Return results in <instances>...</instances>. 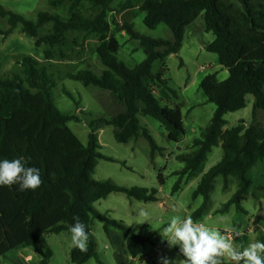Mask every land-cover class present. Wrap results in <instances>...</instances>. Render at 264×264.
I'll list each match as a JSON object with an SVG mask.
<instances>
[{
    "label": "trees",
    "instance_id": "obj_1",
    "mask_svg": "<svg viewBox=\"0 0 264 264\" xmlns=\"http://www.w3.org/2000/svg\"><path fill=\"white\" fill-rule=\"evenodd\" d=\"M116 1L70 0L66 18L38 10L35 20L0 6V16L9 25L5 36L21 27L25 35L36 39L37 47L54 48L70 33H81L82 45L90 37H97L96 54L105 68L102 74L85 69L69 72L66 78L109 93L123 107V111L112 117L88 121L89 133L84 144L69 126L72 122H82V117L75 112H63L56 106L52 94L56 82L47 67L26 56L20 62L19 73L0 77V160L22 159L26 167L38 168L44 181L35 191H20L19 185L0 186V260L14 250L46 243L48 234L70 232L77 216L85 224L89 240L86 252L75 247L71 251L74 264H85L93 258L99 260L92 235L94 219L104 223L108 237L112 229L125 237L127 253L132 259L144 260L149 238L109 219L94 205L115 192L139 201L155 202L158 201L157 191L96 180L94 174L99 160L115 161L100 152L99 134L105 127L112 126L118 143L144 138L150 146L152 162L164 149L142 125L141 116L157 121L166 130L169 140L175 143L182 140L186 135L183 108L177 103V91L165 79L166 62L171 55L179 54L187 28L200 16L204 18L205 31L213 36L204 48L216 55L220 66L228 72V78L220 81L214 73L200 82L207 101L216 108L201 137L193 140L190 152L177 156L184 167L175 173L179 179L172 193L181 189L185 177L191 180L202 174L193 198L202 197L203 203L190 216L198 222L209 208L219 177L223 178V190L229 188L231 178L235 179L237 191L217 213H226L235 207L246 214L242 204L253 189L264 193V183L254 187L251 178L254 168L264 162V125L257 121L259 113L264 118V0H144L140 6L144 12L143 24L151 30L165 25L172 39L141 35L132 24L118 27L130 40L137 41L145 53V59L134 68L118 58L122 45L110 35L112 24L107 14L114 11ZM135 1L119 3L115 11L131 9ZM66 2L68 0H47L55 9ZM83 3L98 13L86 17L81 11ZM46 27H50L51 32L40 37V31ZM52 55L46 51L48 59ZM156 62L161 63V68L154 73ZM64 93L75 103L76 110H80L81 104L75 96L66 90ZM249 96L254 98L251 124L246 125L241 120L236 126L225 129L226 115L245 109ZM215 147L222 149L221 161L204 173L205 163ZM159 182L164 183L162 174ZM243 239L247 238L235 237L234 240L241 244ZM51 256L52 251L47 248L40 264H47Z\"/></svg>",
    "mask_w": 264,
    "mask_h": 264
},
{
    "label": "rangeland",
    "instance_id": "obj_2",
    "mask_svg": "<svg viewBox=\"0 0 264 264\" xmlns=\"http://www.w3.org/2000/svg\"><path fill=\"white\" fill-rule=\"evenodd\" d=\"M125 1L117 0L113 4L114 11L109 12L107 17L112 24L110 35L115 36L122 45L118 58L129 68H134L145 59V53L139 48L137 41L130 40L124 31L118 30V27L125 23L132 24L138 33L153 39L171 40L172 33L165 25H160L151 30L143 24L144 12L140 10V6L144 0L135 1L131 9L121 12L115 11L118 4ZM69 5L70 0L58 9L49 6L47 0H0V6L6 10L21 14L31 20L36 19L38 10L55 12L62 18H66ZM81 11L86 17L98 13L97 10H90L86 3L81 5ZM204 25V18L200 16L187 30L179 54L170 56L166 62L165 79L168 80L170 87L177 91L179 95L177 103L182 104L183 108L186 135L182 140L179 143L169 140L166 130L157 121L141 116L142 125L150 130L157 144L164 149V153H157L152 162L150 146L144 138L126 144L118 143L115 140L112 126L105 127L99 134L102 146L100 152L115 161L100 159L94 174L96 180H110L125 188L157 191L158 201L155 202L139 201L130 198L125 193L115 192L94 205L99 213L122 223L138 235L149 238L144 260L132 259L119 246L120 240L126 243L125 237L116 229H112L111 237H108L104 230V223L99 219H94L92 234L97 242L99 260L93 258L85 264H160L159 258L161 256H166L169 259H184L179 253V247H170L160 232L171 217L179 216L183 219L190 216L202 205L203 198H193L199 180H192L188 183L184 181L181 189L177 193H172V189L179 179L175 173L184 167V164L177 160V156L190 152L189 147L193 140L201 137L202 131L209 123L216 108L213 103L207 101L199 87L200 82L206 75L214 73L217 74L220 81L228 78V72L215 62L217 60L216 55L208 53L202 47L213 40V36L205 31ZM8 29L7 20L0 16V77L19 73L21 71L20 62L26 56L33 57L40 66L47 67L48 72L53 75L56 82L52 89L56 106L63 112H75L82 117V122H72L69 125L81 142L87 143L88 121L94 118L112 117L123 111V107L109 93L94 87H85L81 82L66 78V74L69 72L85 69L91 70L96 75L102 74L105 68L96 54V47L99 44L97 37H90L87 43L82 45V34L70 33L67 34L63 43L54 48H50L48 45L37 47L35 45L36 39L25 35L21 27H18L12 34L5 36L4 33ZM50 32V27H46L40 31V37ZM46 51L53 54L50 59L46 57ZM160 68L161 63L156 62L153 66L154 73H157ZM64 90L71 92L80 102V110H76L75 103L64 93ZM253 102L254 98L249 96L245 109L227 114L225 117L226 128L236 126L241 120H244L246 125H250L253 120ZM82 112H84L83 115H80ZM257 121L264 125L262 113H259ZM221 158V147L213 148L205 163L204 172L217 165ZM160 174L164 179L163 185H160L159 182ZM251 178L254 187L264 183V162L254 168ZM236 191L235 179H231L227 190H223V178L216 179L211 203L203 219L205 225L220 231L222 234L225 233L224 235L233 233L232 231L239 219L236 208L232 207L226 213H217L216 211L221 209ZM252 192H255L258 197L250 194L242 206L251 217H254L261 207L260 202H258L261 194L255 189ZM261 202H263V207L264 201L261 200ZM141 209L144 211V215H139ZM249 222L248 225L252 226ZM245 230L249 229L246 228ZM234 239V235H232L230 240L233 242ZM256 240L264 242V234L260 229H256L250 234L245 246ZM234 245L239 246L235 243ZM47 248L52 251V256L47 264H74L70 256L74 248L71 243L70 232L48 234L46 235V243L42 242L32 247L14 250L3 257L0 264H18V262L21 264H40L45 258ZM228 262L230 261H226V263Z\"/></svg>",
    "mask_w": 264,
    "mask_h": 264
},
{
    "label": "clouds",
    "instance_id": "obj_3",
    "mask_svg": "<svg viewBox=\"0 0 264 264\" xmlns=\"http://www.w3.org/2000/svg\"><path fill=\"white\" fill-rule=\"evenodd\" d=\"M40 170L25 166L22 159L0 160V186L19 185L20 191H35L43 184ZM141 209L139 215H144ZM70 226L72 246L81 252L87 251L89 235L80 218L74 217ZM260 230L264 231V228ZM161 236L170 247H179L184 259L159 258L160 264H264V242L256 240L247 246H236L220 231L214 230L192 217L173 216L163 228ZM239 235V233H237Z\"/></svg>",
    "mask_w": 264,
    "mask_h": 264
},
{
    "label": "crops",
    "instance_id": "obj_4",
    "mask_svg": "<svg viewBox=\"0 0 264 264\" xmlns=\"http://www.w3.org/2000/svg\"><path fill=\"white\" fill-rule=\"evenodd\" d=\"M190 27H192V25L190 26ZM189 28H187V30H188ZM187 32V31H186ZM208 44V43H207ZM204 46L205 45H203L202 47H203V49H205L204 48ZM172 56V55H171ZM217 60L215 61L217 64H219V61H218V58H216ZM220 65V64H219ZM202 71H204L203 70V68H202ZM214 113V112H213ZM213 116V115H212ZM212 118V117H211ZM211 120V119H210ZM210 122V121H209ZM208 125V124H207ZM227 126V125H226ZM206 128V127H205ZM225 129H227L226 127H225ZM230 129V128H229ZM180 155V154H179ZM221 161V160H220ZM219 161V162H220ZM205 169V168H204ZM204 173H206V172H204ZM201 176H202V174H200V175H198L197 177H195L194 179H191V180H188V178L187 177H185L184 178V180H183V182L185 181L186 183H188V182H190V181H192V180H194V181H200V179H201ZM232 179V178H231ZM231 179H230V183H231ZM230 183H229V186H230ZM183 184V183H182ZM199 184V183H198ZM182 187V186H181ZM229 189V188H228ZM257 193H259V192H257ZM260 194H261V196H259V199H258V202H260V204H261V207H260V209H259V212L258 213H256L255 214V216L254 217H251L250 215H249V213H248V211L245 209V211L247 212L246 214H243V213H241V212H238L237 211V209H236V211H237V213L239 214V219H238V221H237V225L234 227V229H233V233H226V237L228 238V239H232V235H234V238L235 237H238V238H241L242 239V237H246L247 239H243L242 240V242H241V244H238V243H236V241L234 242L235 244H238L239 246L240 245H243V246H245V243H246V240L248 241V238H249V236H250V234H252L256 229H261V228H264V206L262 207V205H263V202H261V200L262 201H264V193L263 192H260ZM251 195L252 196H255V197H258V195H255V192H251ZM209 209V208H208ZM208 211V210H207ZM218 211V210H217ZM216 211V212H217ZM207 213V212H206ZM206 215V214H205ZM204 215V216H205ZM191 216V215H190ZM250 218H252V219H250ZM203 219H204V217H203ZM203 219L201 220V221H199V222H203ZM254 219V220H253ZM249 220H250V222H249ZM248 222L249 223H251L252 224V226H250V225H248ZM204 223V222H203ZM205 224V223H204ZM246 228H248L249 230H245ZM261 232L264 234V231H262L261 230ZM237 233H239V235H237ZM225 234V233H224ZM232 234V235H231ZM93 235V234H92ZM96 240V239H95ZM97 243V242H96ZM119 246L123 249V251H125L126 253H127V248H126V243L125 242H123L122 240H120V243H119ZM12 261H14V262H16L17 260H12ZM15 264V263H14ZM18 264H21V263H19L18 262Z\"/></svg>",
    "mask_w": 264,
    "mask_h": 264
}]
</instances>
